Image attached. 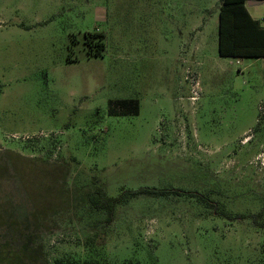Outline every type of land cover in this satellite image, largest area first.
I'll return each instance as SVG.
<instances>
[{
  "label": "rangeland",
  "instance_id": "374dc122",
  "mask_svg": "<svg viewBox=\"0 0 264 264\" xmlns=\"http://www.w3.org/2000/svg\"><path fill=\"white\" fill-rule=\"evenodd\" d=\"M217 6L0 0V162L57 167L0 168V264H264V58Z\"/></svg>",
  "mask_w": 264,
  "mask_h": 264
},
{
  "label": "trees",
  "instance_id": "16d2710c",
  "mask_svg": "<svg viewBox=\"0 0 264 264\" xmlns=\"http://www.w3.org/2000/svg\"><path fill=\"white\" fill-rule=\"evenodd\" d=\"M246 0H221L222 6L219 15V53L228 57H264V26L258 19L253 18L245 5ZM102 47H98L96 54H101ZM124 107L125 113H138V103L134 100L119 101ZM260 124V121L258 125ZM6 159L0 162V168L5 170L8 161L10 166L18 173L21 164L28 165L32 161L46 162L41 158H29L19 153L6 152ZM18 161V164L16 162ZM47 167L53 168L49 163H44ZM0 169V174L3 172ZM164 190L155 187H142L138 190L125 192L121 196H109L106 190L98 186L90 193L89 206L95 211H105L107 220L111 221L115 217L117 205L127 202L130 198L140 194H163ZM260 214V213H259ZM258 216V215H257ZM245 217V216H240ZM257 224L264 227V222Z\"/></svg>",
  "mask_w": 264,
  "mask_h": 264
},
{
  "label": "crops",
  "instance_id": "0c3cea01",
  "mask_svg": "<svg viewBox=\"0 0 264 264\" xmlns=\"http://www.w3.org/2000/svg\"><path fill=\"white\" fill-rule=\"evenodd\" d=\"M245 5L250 15L253 18L258 19L261 22V24L264 26V0H246ZM221 6H222V2L221 0H218L217 10L219 12V15H220ZM257 58H264V57H257ZM129 264H138V263H129Z\"/></svg>",
  "mask_w": 264,
  "mask_h": 264
}]
</instances>
